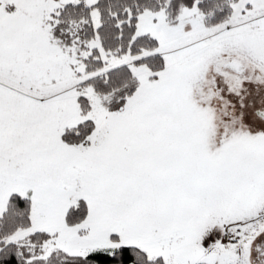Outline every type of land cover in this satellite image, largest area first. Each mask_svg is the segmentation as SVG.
I'll use <instances>...</instances> for the list:
<instances>
[{
  "label": "rangeland",
  "instance_id": "rangeland-1",
  "mask_svg": "<svg viewBox=\"0 0 264 264\" xmlns=\"http://www.w3.org/2000/svg\"><path fill=\"white\" fill-rule=\"evenodd\" d=\"M70 1L0 0V215L12 193L33 192L31 225L8 241L46 230L56 233L47 253L136 245L166 264H253L248 247L264 227V0H238L218 25L197 4L177 21L145 10L136 34L158 40L141 54L164 56L157 72L104 51L105 67L87 72L84 58L99 42L62 46L52 32ZM92 18L99 26L96 8ZM232 60L245 76L223 67ZM122 64L140 85L111 110L85 81ZM88 118L89 141L62 140ZM80 198L89 214L69 226L66 212ZM227 233L240 244L226 243Z\"/></svg>",
  "mask_w": 264,
  "mask_h": 264
},
{
  "label": "trees",
  "instance_id": "trees-1",
  "mask_svg": "<svg viewBox=\"0 0 264 264\" xmlns=\"http://www.w3.org/2000/svg\"><path fill=\"white\" fill-rule=\"evenodd\" d=\"M238 0H97L88 5L85 0L65 3L54 13L53 36L62 46L79 43L82 49H90L84 58L86 71L92 72L105 67L102 51L113 55L130 54L136 57L134 65H146L157 72L164 68L165 59L160 53L142 56L143 50H153L158 40L148 33L136 34L140 15L145 10H167L168 17L174 21L184 7L197 4L204 14L208 25L224 22L232 13L233 4ZM100 14V25L95 26L93 9ZM104 97V104L111 110L123 108L129 96L140 85L138 77L127 64L110 67L104 73L85 81ZM85 84V85H86ZM82 87H80L81 89ZM79 101L82 113L90 109L88 97L81 94ZM96 128L93 119L88 118L76 125L67 127L62 140L75 145L90 140ZM32 190L27 195L14 192L10 195L5 210L0 215V264H166L163 257H151L147 251L136 245H121L113 250L98 249L87 255L70 254L60 247L46 252L45 243L55 238L56 233L38 230L18 241H8L19 228L29 227L32 223ZM89 214L88 202L80 198L71 205L65 215L66 224L75 226L82 223ZM118 238L117 234L112 235Z\"/></svg>",
  "mask_w": 264,
  "mask_h": 264
},
{
  "label": "flooded vegetation",
  "instance_id": "flooded-vegetation-1",
  "mask_svg": "<svg viewBox=\"0 0 264 264\" xmlns=\"http://www.w3.org/2000/svg\"><path fill=\"white\" fill-rule=\"evenodd\" d=\"M232 61H236V60H232ZM230 62V61H228ZM228 62L223 63V67L225 69H227L228 71L233 72L236 75H246V68L244 66V64H242V67L240 69H242V71L237 72L232 68H229L226 66V64ZM258 115H260V117L263 118L264 120V110H257ZM249 257L251 259V261L253 262V264H264V238H259V239H254L251 241L250 246H249Z\"/></svg>",
  "mask_w": 264,
  "mask_h": 264
},
{
  "label": "built area",
  "instance_id": "built-area-1",
  "mask_svg": "<svg viewBox=\"0 0 264 264\" xmlns=\"http://www.w3.org/2000/svg\"><path fill=\"white\" fill-rule=\"evenodd\" d=\"M225 242L226 243H231L234 245H238L240 243V238L237 234H231V233H227L225 236Z\"/></svg>",
  "mask_w": 264,
  "mask_h": 264
},
{
  "label": "water",
  "instance_id": "water-1",
  "mask_svg": "<svg viewBox=\"0 0 264 264\" xmlns=\"http://www.w3.org/2000/svg\"><path fill=\"white\" fill-rule=\"evenodd\" d=\"M226 65L229 66L230 68L234 69L237 72L242 71V69H240L242 67V64L238 61H230Z\"/></svg>",
  "mask_w": 264,
  "mask_h": 264
},
{
  "label": "crops",
  "instance_id": "crops-1",
  "mask_svg": "<svg viewBox=\"0 0 264 264\" xmlns=\"http://www.w3.org/2000/svg\"><path fill=\"white\" fill-rule=\"evenodd\" d=\"M32 195H33V192H32ZM32 200H33V198H32ZM32 206H33V205H32ZM262 218H264V217H262ZM262 224L264 225V223H262ZM255 226H256V225H255ZM261 232H263V233H262L263 235H262V236L260 235V237L264 238V227L262 228V230H260L259 234H260ZM257 237L259 238V235H258ZM257 237H255V238H257ZM253 239H254V238H253ZM253 239H252V240H253ZM248 248H249V247H248ZM236 254H237V255L242 254V253H241V250H240L239 248L237 249Z\"/></svg>",
  "mask_w": 264,
  "mask_h": 264
}]
</instances>
